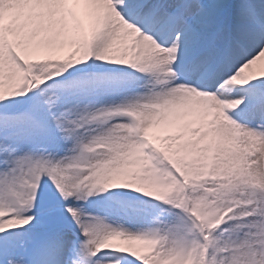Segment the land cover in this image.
I'll return each instance as SVG.
<instances>
[{"label": "snow or ice", "instance_id": "snow-or-ice-1", "mask_svg": "<svg viewBox=\"0 0 264 264\" xmlns=\"http://www.w3.org/2000/svg\"><path fill=\"white\" fill-rule=\"evenodd\" d=\"M0 264H264V0H0Z\"/></svg>", "mask_w": 264, "mask_h": 264}]
</instances>
